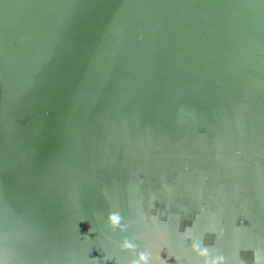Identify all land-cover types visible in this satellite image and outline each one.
I'll return each instance as SVG.
<instances>
[{"label": "water", "instance_id": "water-1", "mask_svg": "<svg viewBox=\"0 0 264 264\" xmlns=\"http://www.w3.org/2000/svg\"><path fill=\"white\" fill-rule=\"evenodd\" d=\"M142 212L264 255V0H0V264H129Z\"/></svg>", "mask_w": 264, "mask_h": 264}, {"label": "clouds", "instance_id": "clouds-1", "mask_svg": "<svg viewBox=\"0 0 264 264\" xmlns=\"http://www.w3.org/2000/svg\"><path fill=\"white\" fill-rule=\"evenodd\" d=\"M201 211H206V209L202 208ZM140 218L151 227L156 238L155 244H149V249L154 247L156 249L155 252L149 249L137 251L139 246L128 237H124L122 241L117 242L120 251L132 254L129 264H168V260L161 256V253L166 247V241L163 234L160 233L159 229L156 227L159 223V217L154 215L149 216L148 214L142 212ZM108 224L113 233L117 231L126 233L129 231L131 226L130 223L125 222L124 217L119 212H112L108 215ZM210 231H218V236L221 238L224 236V230H217L215 225L212 226ZM182 235L187 240L191 241V251L200 258L199 264H228V259L225 255L213 251L208 246H205L203 236L195 235L192 227L187 228ZM168 257L171 258L172 255L168 254ZM237 258L238 264H244L243 260H239L238 256ZM105 259H111V257H106ZM176 261L177 264H180L179 257H176ZM254 264H264V255H262L259 250H257L254 254Z\"/></svg>", "mask_w": 264, "mask_h": 264}]
</instances>
